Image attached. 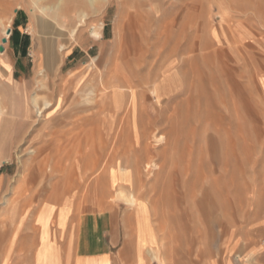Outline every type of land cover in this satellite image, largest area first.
<instances>
[{
    "label": "rangeland",
    "instance_id": "1",
    "mask_svg": "<svg viewBox=\"0 0 264 264\" xmlns=\"http://www.w3.org/2000/svg\"><path fill=\"white\" fill-rule=\"evenodd\" d=\"M240 5L239 0H0V46L5 47L0 103L11 110L0 115V130L11 127L0 140V230H8L4 203L13 194L21 198L18 205L28 201L21 208L25 214L39 210L41 198L33 195L41 193L53 197L48 200L59 228L72 213L92 224L93 215L118 209V219L126 211L132 215L133 231L137 211L138 239L150 249L161 243L155 264H264V36L255 42L260 55L240 50ZM34 22L41 27L37 33ZM93 27L102 39L92 37ZM75 28L81 29L79 44L72 40ZM37 37L46 41L51 60L44 98L57 102L71 93L32 129L40 132L62 109L72 112V102L92 105L97 165L85 183L83 173L69 175L72 183L60 186L39 173L29 176V152L53 141L46 153L60 161L62 151L80 142L76 127L62 129L58 123L56 132L33 138L28 130L15 138L20 109L39 91L33 82ZM95 71L100 74L94 77ZM102 81L107 91L98 85ZM75 119L73 113L67 123ZM102 119L108 122L100 126ZM8 144L12 154L10 147L5 160ZM49 163L44 162L47 169ZM64 174H55L56 180ZM98 177L107 186H88ZM130 193L135 208L124 203ZM58 198L74 208L67 211ZM54 213L46 221L50 231Z\"/></svg>",
    "mask_w": 264,
    "mask_h": 264
},
{
    "label": "bare ground",
    "instance_id": "2",
    "mask_svg": "<svg viewBox=\"0 0 264 264\" xmlns=\"http://www.w3.org/2000/svg\"><path fill=\"white\" fill-rule=\"evenodd\" d=\"M240 1V8L238 9V11L236 10V18H237V22H236V34L239 37V48L240 50L243 47H247L248 53L252 56H258L260 55V50L259 48L256 46L255 42L259 40L260 36H264L262 33V30L260 27L264 28V9H262L261 7V2L260 0H257L256 2H248V3H244L243 0H239ZM251 1V0H250ZM95 3V2H94ZM239 3V2H238ZM83 18V17H82ZM82 18L80 19V21H82ZM227 18V17H226ZM185 20V19H184ZM226 20V19H225ZM85 21V18H84ZM82 23V22H81ZM259 23L258 26H256L255 24ZM83 25V24H82ZM79 27V26H78ZM94 28V27H93ZM226 28V27H225ZM33 29L34 31L37 33L38 29H41L40 26H38V24L36 22H34L33 24ZM228 29V27H227ZM230 31V30H229ZM70 32V31H69ZM188 32V31H187ZM72 36L74 37V39H72L73 41L76 42V44H79L78 41V36L81 33V29H77L75 28L73 30ZM39 34V33H38ZM92 37L96 40H100L102 39V34L100 32L99 29L94 28L91 32ZM198 34V33H197ZM37 35V34H35ZM207 36V35H206ZM215 36V35H214ZM9 37V36H8ZM233 38V37H232ZM194 39V38H193ZM264 37L261 38V41H263ZM54 40V39H53ZM188 40V38H187ZM208 40V39H207ZM260 41V40H259ZM57 42V41H56ZM215 43V42H214ZM51 44V43H50ZM61 45V44H60ZM35 50L33 52L35 58H36V73H35V77L33 79L34 85L37 86V88H39V91H35L33 98L30 101V106H22V109H20V113L19 116L22 118L20 121L16 122V127H15V138H21L22 136H24L27 131L29 130L31 133V130L34 131L32 128L37 126L38 124L41 125V121L42 119H45L47 116H49L50 114L56 112L58 110V108L62 105V102H66L68 100L67 97H69V93H71V91H69L67 94H65L62 99L60 101L54 102L53 100L49 99V98H44V94H48L49 90L48 88V81L50 79V74L48 72V68L51 67L50 65V61L47 58V46H46V41L42 40V39H38V37L36 38V43H35ZM55 46V45H54ZM259 46V45H258ZM60 47V46H59ZM80 47V46H79ZM220 48V47H219ZM190 49V48H189ZM62 50H65V48L62 46ZM209 51V50H208ZM55 52H53L54 54ZM214 53V52H212ZM237 54V53H236ZM56 55H58L56 53ZM55 56V55H54ZM209 56V55H208ZM239 56V55H238ZM57 57V56H56ZM65 57V56H64ZM207 57V56H206ZM240 57V56H239ZM55 58V57H54ZM56 60V58H55ZM96 60V59H95ZM121 61V60H120ZM240 64V63H239ZM55 65V64H54ZM57 65V64H56ZM64 65V64H63ZM120 68V67H119ZM99 72L95 71L94 77L95 75ZM58 74V73H57ZM70 74V73H69ZM72 74V73H71ZM262 75V74H261ZM93 76V75H91ZM97 76V75H96ZM164 76V75H163ZM166 76V75H165ZM174 78V77H173ZM72 79V78H71ZM91 78H88L87 80V84H91ZM176 79V78H175ZM94 80V79H93ZM164 80V79H163ZM260 80V79H259ZM67 81H65L66 83ZM168 82V81H167ZM33 84V83H32ZM69 84V83H68ZM27 88L30 85V82L26 83ZM93 85V84H92ZM98 85H101L104 87V91H107L109 88L105 86V83L102 82H98ZM114 85V84H113ZM119 85V84H118ZM159 85V83H158ZM167 85V84H166ZM169 85V84H168ZM63 86V85H61ZM81 87V86H80ZM66 88V87H65ZM63 88V90L65 89ZM89 88V87H88ZM174 88V87H173ZM57 89V88H56ZM80 89V88H79ZM161 89V87H160ZM169 89V88H168ZM171 89V88H170ZM169 89V90H170ZM133 90V89H132ZM47 91V92H46ZM92 93H95V90H91ZM168 91V90H167ZM42 92V93H40ZM55 92V91H54ZM83 92V91H82ZM120 92V91H119ZM53 94V93H52ZM113 94V93H112ZM125 94V93H124ZM166 94V92L164 93ZM120 95V94H119ZM162 95V94H161ZM167 95V94H166ZM164 95V96H166ZM47 96V95H46ZM134 96V95H133ZM169 96V95H167ZM59 97V96H58ZM62 101V102H61ZM90 101V98H89ZM115 103V102H114ZM64 104V103H63ZM32 105V108H31ZM73 106H75L74 110L72 112H67L64 109H62L63 113H62V117H58L54 122L52 123H45L44 125L41 126L40 132L34 131V135L33 138L38 137L39 135L44 136L45 134H47L48 132H56V129L59 127H55V124L61 123L63 124L62 126H60L62 129L68 127L69 125H71L73 128L76 127V129L78 130L77 135L80 137V142L77 146H73L72 148L67 149L66 151H62L63 155L60 161H54V156L53 153H49L47 154L46 152L48 151V147L51 143H53V141H48L44 144V146L40 147L39 150L36 151H30L29 154H31L30 159L32 161V170L29 171V176L39 173L40 176L44 177H48L50 182L53 183V186H60L61 183L63 184H68L71 180L72 177L69 175L72 174H81L85 177L84 182L87 181V177L86 175H88V173L90 175H94L96 172V165H97V159L93 160L92 157V152L94 151V144L92 142L91 139V133H93L96 128V121L94 119L91 118V110H93L92 105L89 104H82L81 102L75 101L72 102ZM70 106V105H69ZM68 106V107H69ZM111 106L113 107V104L111 103ZM116 106V105H115ZM134 106V105H133ZM124 107V106H123ZM62 108V107H61ZM103 110H105L106 108L103 107ZM101 109V110H102ZM71 110V109H70ZM11 110L7 109L4 105H2L0 103V115H9L11 112ZM65 111V113H64ZM133 111V110H132ZM84 113L83 117H78L81 113ZM35 113V114H34ZM74 113V116L76 115L75 121L71 122V124L67 123V120H69V117ZM106 113V112H105ZM104 113V114H105ZM13 115H15V113H12ZM133 114V113H132ZM220 115V114H219ZM108 116V115H107ZM10 118H6V121H9ZM12 120V119H11ZM62 120V121H61ZM107 119H102L99 120L100 126L105 125L108 121H106ZM13 121V120H12ZM44 121V120H43ZM10 123V121H9ZM14 124V123H13ZM2 125L1 121H0V126ZM5 125V124H4ZM14 126V125H13ZM106 127V126H105ZM7 128V126H6ZM8 129L10 130L11 127ZM14 129V127H13ZM8 130V131H9ZM1 131V130H0ZM7 130L4 129L3 126V130L0 132V140L2 138H4L5 136H7ZM11 132V131H10ZM14 133V132H13ZM41 133V134H40ZM76 133V132H75ZM32 134V133H31ZM72 134V133H71ZM70 134V135H71ZM12 135V134H11ZM28 135V134H26ZM74 135V134H73ZM13 136V135H12ZM31 136V135H30ZM11 137V136H10ZM9 137V138H10ZM70 137V136H69ZM28 138V137H27ZM64 138V137H63ZM110 138V137H109ZM6 139V138H5ZM74 139V138H73ZM20 140V139H19ZM26 140V139H25ZM55 140V139H54ZM68 140V139H67ZM24 141V140H23ZM59 141H62L60 139V136L58 138V143H60ZM12 142V141H11ZM26 142V141H25ZM65 142V141H64ZM71 143V142H70ZM85 143V145H83ZM63 144V143H62ZM77 144V143H76ZM1 145V144H0ZM22 145V144H21ZM73 145V144H72ZM10 147L11 144H8L6 146L3 147V157L5 158V160L10 158ZM21 147V146H20ZM51 149V148H50ZM59 150H62V147H60ZM58 150V151H59ZM48 155V156H47ZM45 157V159H43L42 161H39L40 158ZM22 157V156H21ZM48 160V162H50L48 166V170L47 169V165H44V162H46ZM21 161V160H20ZM65 161L70 162V166H64L62 163H64ZM31 167V166H30ZM120 167V166H119ZM31 169V168H30ZM119 169V168H118ZM120 170V169H119ZM47 172H48V176H47ZM65 173L64 174V178L61 180H56L58 179L56 177L55 174H59V173ZM127 172V171H126ZM23 173V172H22ZM122 173V172H121ZM25 174V173H24ZM77 176V175H76ZM78 178V177H77ZM76 178V179H77ZM103 178V177H102ZM60 179V178H59ZM118 179V178H116ZM56 180V182H55ZM79 180V179H77ZM80 182V181H78ZM47 181V180H46ZM74 181V179H73ZM104 181V180H103ZM30 182V181H29ZM32 182V181H31ZM30 182V183H31ZM105 182V181H104ZM125 182V180H124ZM128 182V181H127ZM72 183V181L70 182ZM81 183V182H80ZM78 183V185L80 184ZM120 183V182H119ZM74 184V183H73ZM128 184V183H127ZM70 185V184H69ZM76 185V184H75ZM107 186L106 184L104 185L102 183V179L101 178H96L93 179L88 186ZM26 191V190H25ZM30 191V190H29ZM32 191V190H31ZM30 191V192H31ZM121 194V192H119ZM123 194V193H122ZM55 195V194H54ZM53 195V196H54ZM14 197H12L11 199H8L4 204L6 205L7 209L5 210L6 213L9 214V217L14 220L15 216H20V215H24L22 214L23 210H21V208L25 207L24 204H17L18 202L20 203V199L19 195L15 196L13 194ZM33 196H37L40 197L41 200L39 202V210L36 216V221L37 223H39L41 225L40 230L43 233H48L50 231V229L46 226V221L48 219V217L54 213L53 212V205L54 203H52V201L50 202V199L52 198H46L45 196L41 193H37L36 195L34 194ZM32 196V197H33ZM57 196V194H56ZM119 196V195H118ZM122 196V195H121ZM120 196V197H121ZM124 203L127 206H130L131 208H135L137 203H136V199L133 198V195L127 194L124 196ZM49 199V200H48ZM59 199V198H58ZM55 202H57V198H54ZM64 200V199H63ZM60 199L58 200V203L60 201L61 205L67 206V211L71 208H74V203L72 202H67V201H63ZM91 200V199H90ZM27 201V200H26ZM72 201V200H71ZM67 202V203H65ZM102 202V201H101ZM59 203V205H60ZM19 206V210H16L15 206ZM56 205V204H55ZM62 207V206H61ZM57 208V207H55ZM55 210V209H54ZM22 212V213H21ZM58 212V211H56ZM137 211H135L134 216L135 219L138 218V214L136 213ZM60 213V212H59ZM63 213V212H62ZM104 213V212H102ZM100 213V214H102ZM60 215V214H57ZM55 213L53 215L54 218ZM91 217V216H90ZM58 218V216H57ZM89 220V219H88ZM107 220V219H106ZM137 220V219H136ZM23 221V220H22ZM51 222V221H50ZM34 224V223H33ZM32 224V225H33ZM35 225V224H34ZM39 226V225H38ZM103 227V226H102ZM108 227V226H107ZM52 228V226H51ZM20 229V227H19ZM52 230V229H51ZM101 231V230H100ZM36 239V238H35ZM34 245V244H33ZM35 250V248H34ZM7 253V252H6ZM40 257V256H38ZM43 257V256H41ZM41 257L39 258V260L41 259Z\"/></svg>",
    "mask_w": 264,
    "mask_h": 264
},
{
    "label": "crops",
    "instance_id": "3",
    "mask_svg": "<svg viewBox=\"0 0 264 264\" xmlns=\"http://www.w3.org/2000/svg\"><path fill=\"white\" fill-rule=\"evenodd\" d=\"M117 211L93 215L92 224L72 213L60 228L54 217L48 233L36 221L38 209L9 218L8 230H0V264H155L160 241L153 249L147 247L137 236L138 218L132 231V215L126 211L118 219Z\"/></svg>",
    "mask_w": 264,
    "mask_h": 264
},
{
    "label": "water",
    "instance_id": "4",
    "mask_svg": "<svg viewBox=\"0 0 264 264\" xmlns=\"http://www.w3.org/2000/svg\"><path fill=\"white\" fill-rule=\"evenodd\" d=\"M10 34H11V30H8L7 35H10ZM7 42H8V40L6 38H4L3 41H2L3 45H5ZM4 51H5V47L4 46H0V52L3 53Z\"/></svg>",
    "mask_w": 264,
    "mask_h": 264
}]
</instances>
